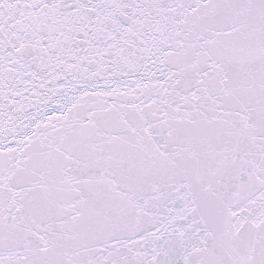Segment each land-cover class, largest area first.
<instances>
[{"label": "snow or ice", "instance_id": "6c2138e0", "mask_svg": "<svg viewBox=\"0 0 264 264\" xmlns=\"http://www.w3.org/2000/svg\"><path fill=\"white\" fill-rule=\"evenodd\" d=\"M0 264H264V0H0Z\"/></svg>", "mask_w": 264, "mask_h": 264}]
</instances>
